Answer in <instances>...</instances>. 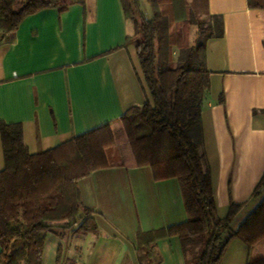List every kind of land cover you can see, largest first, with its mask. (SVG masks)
Instances as JSON below:
<instances>
[{"label":"crops","instance_id":"0c3cea01","mask_svg":"<svg viewBox=\"0 0 264 264\" xmlns=\"http://www.w3.org/2000/svg\"><path fill=\"white\" fill-rule=\"evenodd\" d=\"M207 8L223 16L224 34L207 42L212 74L201 150L218 216L225 217L234 202L242 204L239 219L259 203L254 191L264 175V9L250 8L248 0H207ZM133 33L120 0H77L63 11L51 7L30 14L0 38V120L21 123L32 152L105 123L116 142L118 160L79 181L97 230L46 244L44 264H56L60 244L67 264H138L139 229L189 219L179 179L156 181L150 166L137 164L121 120L150 95L135 47L125 45ZM156 250L161 264H187L178 236L158 240ZM249 253L234 238L220 264L230 255L247 264Z\"/></svg>","mask_w":264,"mask_h":264},{"label":"trees","instance_id":"16d2710c","mask_svg":"<svg viewBox=\"0 0 264 264\" xmlns=\"http://www.w3.org/2000/svg\"><path fill=\"white\" fill-rule=\"evenodd\" d=\"M134 27L125 45L137 51L149 98L121 117L139 166H150L156 181L177 178L189 214L186 222L136 235L138 264H161L158 240L178 236L187 264H220L230 241L248 248L264 238V175L254 191L257 206L232 226L242 204L232 202L228 214L217 203L204 152L202 110L211 89L207 42L224 34L222 15L210 14L207 0H120ZM77 0H0V38L15 31L30 14L45 8L66 10ZM264 9V0H248ZM206 13V22L201 14ZM196 27L194 35L191 30ZM223 100V98H222ZM4 168L0 171V264H44L50 234L96 231L84 207L79 181L110 167L115 146L110 123L46 150L32 152L21 123L0 120ZM63 244L56 264H67ZM247 264H264L259 257Z\"/></svg>","mask_w":264,"mask_h":264},{"label":"rangeland","instance_id":"374dc122","mask_svg":"<svg viewBox=\"0 0 264 264\" xmlns=\"http://www.w3.org/2000/svg\"><path fill=\"white\" fill-rule=\"evenodd\" d=\"M143 5L145 7H147V10H146V14L148 17H151L152 16V12L150 10V8H148V5L147 3L145 2V0L142 2ZM202 18H204V20L207 22L210 18L209 16L206 14V13H203L201 14ZM196 30V27H193V29L191 30V35L193 36L194 35V32ZM109 154L111 155V158L113 159V161H117L118 160V156H117V152L116 150L112 147L108 150ZM247 213L243 216H241L239 219H237L232 226H237L239 224V221L240 220H243L245 217H246ZM55 240H59V241H62L61 239H58V237L56 235H53V234H50L48 236V241H47V247H51V245L53 244V242ZM250 250V253L248 255L249 257V260L248 261H253L259 257H261V255L264 253V240L262 242H260L258 245L254 246L253 249L249 248ZM231 257H228L227 261H223L222 264H241L239 262V260L237 259H233V255H230ZM246 263V262H245ZM248 263V262H247Z\"/></svg>","mask_w":264,"mask_h":264}]
</instances>
